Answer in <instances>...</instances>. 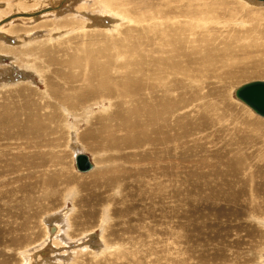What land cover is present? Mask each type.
Wrapping results in <instances>:
<instances>
[{"label": "rangeland", "instance_id": "rangeland-1", "mask_svg": "<svg viewBox=\"0 0 264 264\" xmlns=\"http://www.w3.org/2000/svg\"><path fill=\"white\" fill-rule=\"evenodd\" d=\"M0 24V264H264V118L234 95L264 81V2L0 0ZM74 57L121 89L73 108ZM151 109L168 171L124 128Z\"/></svg>", "mask_w": 264, "mask_h": 264}, {"label": "bare ground", "instance_id": "bare-ground-1", "mask_svg": "<svg viewBox=\"0 0 264 264\" xmlns=\"http://www.w3.org/2000/svg\"><path fill=\"white\" fill-rule=\"evenodd\" d=\"M258 2H264V1H259V0H256ZM17 4V3H16ZM57 4V3H56ZM53 6H56V5H53ZM49 7H52L49 6ZM40 8V7H39ZM20 11V10H19ZM53 11V10H52ZM14 12V11H13ZM17 12V11H16ZM44 12H47L48 11H44ZM43 13V12H42ZM41 13V14H42ZM15 14V13H14ZM21 14V12H20ZM33 14V13H32ZM39 14V13H38ZM37 14V15H38ZM34 15V14H33ZM43 15V14H42ZM47 15V14H46ZM21 16V15H20ZM24 16H30L29 14H24ZM36 16V15H35ZM15 17V16H14ZM34 17V16H33ZM4 19V18H3ZM13 19V18H12ZM11 19V20H12ZM20 19V18H18ZM31 19V18H29ZM176 19V17H175ZM5 20V19H4ZM28 20V19H27ZM8 21V20H7ZM6 21H3L2 24H4ZM0 24V25H2ZM263 34V33H262ZM89 37V36H88ZM79 41V40H78ZM85 41V40H84ZM78 43V42H77ZM76 43V44H77ZM81 45L79 44V46L76 47V51H79L81 50L82 47H80ZM53 47V46H52ZM66 48V53H68V49L70 48V50L72 49L71 47L69 46H64ZM75 47V46H74ZM51 48V47H50ZM55 48V47H54ZM123 48V47H121ZM120 48V50H122ZM31 51H34V50H31ZM47 51V48L44 50H41L40 54L43 55V56H46V52ZM90 51V50H89ZM35 52V51H34ZM39 52V51H38ZM104 54V53H103ZM49 57V55H47ZM61 58V57H60ZM46 59V58H45ZM45 59H43L41 62L39 60V63L40 65L44 64L43 62H47L45 61ZM48 59V58H47ZM50 59V60H49ZM48 59V63L53 65L52 63H65V66L64 67H68V64H67V60L65 59L64 60H57L55 59L54 57H49ZM70 60V59H68ZM55 61V62H54ZM76 61H80L82 62V68H81V71H82V74H81V78H78L74 83L78 82L79 80L80 81V85L78 84V86L76 84H72L73 82H69V81H66L64 80L61 76L59 75H56L57 78H55V80L58 82L56 83L58 85V87L60 88V91L62 92V94L64 95V97L68 98V99H71L72 100V106L73 108H75L77 105H81L84 103V101L86 102H90L93 98V95L96 94V93H99L100 95V98H103L105 96H107L108 92H115V91H119L121 88L118 87L119 85L116 84L115 82V88H111L110 87V81H111V78H110V81L107 80V73H108V70L106 71H102L103 68L100 67V63L99 65L94 63L93 59L92 58H86V61L85 60H82L81 58L79 57H74V60L72 62L69 61V63H75ZM110 61V60H109ZM108 61V62H109ZM107 62V61H105ZM47 63V64H48ZM112 63V62H111ZM98 67H97V66ZM124 65V64H123ZM125 66V65H124ZM70 68V67H68ZM88 68V69H87ZM98 69V70H95V69ZM86 69H87V72H86ZM161 69V68H160ZM85 70V72L83 71ZM130 70V69H129ZM43 71V70H42ZM55 72L59 73L61 71V69L59 68H55L54 70ZM69 72V70H68ZM66 73V72H65ZM130 73V72H129ZM54 74V73H53ZM71 74V73H70ZM116 74H119V75H116ZM122 73H118V72H114V73H111L109 77H114V78H117V77H120ZM128 74V73H127ZM130 75V74H129ZM47 76H50V75H46L45 77L47 79H50V77H47ZM54 77V76H53ZM121 78V77H120ZM119 78V79H120ZM61 82H60V80ZM63 79V80H62ZM113 79V78H112ZM118 80V79H117ZM123 80V79H121ZM84 81V82H83ZM83 82V83H82ZM122 83V82H121ZM112 84V83H111ZM114 85V83H113ZM171 85V84H170ZM122 86V85H121ZM124 86V84H123ZM94 87H97V88H94ZM239 87V86H238ZM111 88V89H110ZM123 88V87H122ZM110 89V90H109ZM114 89V90H112ZM237 88H235L236 90ZM235 90H234V95H235ZM106 91V93H104ZM103 94V95H101ZM236 99H238L239 101H241L243 104L247 105L246 103H244L240 98H238L236 95H235ZM83 102V103H81ZM247 107H249L247 105ZM35 108V107H34ZM250 108V107H249ZM251 109V108H250ZM151 111V115L150 116H147L146 118V121H145V118L144 120L141 119L143 123V125H140V121L137 122L134 121V123H132L130 126H127V123H122L124 121H127L126 120V117L123 116L122 117V122H121V125L124 124V128L126 130V132H135L138 128H141V127H144V134L143 135H153L152 139H150L149 142H151V146L154 148L153 150V154H154V159L157 158V160H154V163L156 165H153L154 168L156 170H161V171H168L170 168H171V164H170V147H171V135H170V129H171V116H170V113L169 111H166V112H156L154 111L153 109L149 110L148 113ZM251 111H253L251 109ZM36 112V111H35ZM135 112V111H134ZM254 112V111H253ZM255 113V112H254ZM33 114V113H32ZM31 114V115H32ZM256 114V113H255ZM146 115V114H145ZM166 115L170 116V119H167L166 118ZM258 115V114H256ZM30 116V115H29ZM34 116V114H33ZM260 116L261 118H264V116H261V115H258ZM142 118V117H140ZM37 120V119H36ZM248 120V119H247ZM136 122V123H135ZM123 126V125H122ZM166 126L167 127V130L164 131L163 127ZM149 130H146V128ZM125 133V132H124ZM158 135H163L162 137H159L158 139ZM128 136V134H127ZM133 137V135H132ZM146 137V136H145ZM150 137V136H149ZM126 138V137H125ZM148 138V137H147ZM149 139V138H148ZM112 140V139H111ZM158 145H161L162 146V149H158L157 146ZM165 150V151H163ZM78 154H83V153H75V155H73V158H74V166H75V169L80 172V173H85V172H88L90 171L92 168H93V164L90 162L89 160V157L87 156V160L89 161V164H90V167L85 170V171H79L76 167V162H75V157L78 155ZM152 154V153H151ZM160 162H163L160 163ZM157 163H160L161 165L159 166V164ZM14 232V231H13ZM12 232V233H13ZM10 235V233H8ZM17 234V233H16ZM7 236V235H6ZM10 240V239H9ZM26 243V242H25ZM11 245V244H10Z\"/></svg>", "mask_w": 264, "mask_h": 264}, {"label": "water", "instance_id": "water-1", "mask_svg": "<svg viewBox=\"0 0 264 264\" xmlns=\"http://www.w3.org/2000/svg\"><path fill=\"white\" fill-rule=\"evenodd\" d=\"M235 95L246 103L256 114L264 116V81L253 80L243 83L237 87ZM75 162L79 171H85L90 167L87 156L84 154H78L75 157Z\"/></svg>", "mask_w": 264, "mask_h": 264}]
</instances>
